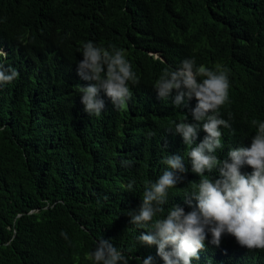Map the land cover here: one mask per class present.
Instances as JSON below:
<instances>
[{
    "label": "trees",
    "instance_id": "1",
    "mask_svg": "<svg viewBox=\"0 0 264 264\" xmlns=\"http://www.w3.org/2000/svg\"><path fill=\"white\" fill-rule=\"evenodd\" d=\"M88 41L125 50L139 82L129 83L122 109L101 90L104 112L84 110L76 86L94 82L81 79L77 65ZM3 46L0 63L19 75L0 85V264H94L87 253L100 238L129 264L149 255L164 264L155 245L138 243L146 229L132 225L129 212L142 204L145 182L166 169L167 155L184 157L188 171L169 190L165 215L173 205L191 211L201 179L191 171V146L174 132L184 115L193 122L197 101L177 108L175 90L160 99L155 83L165 69L194 58L229 70L219 116L231 128H221L219 159L250 147L251 121H264V0H0ZM206 135L201 129L193 147ZM205 175L220 178L218 169ZM210 240L192 264H264V249L228 234L219 247Z\"/></svg>",
    "mask_w": 264,
    "mask_h": 264
},
{
    "label": "clouds",
    "instance_id": "2",
    "mask_svg": "<svg viewBox=\"0 0 264 264\" xmlns=\"http://www.w3.org/2000/svg\"><path fill=\"white\" fill-rule=\"evenodd\" d=\"M7 50L5 46L0 48V56L6 57ZM152 54L159 57L158 53ZM82 56L77 65L78 75L94 82L86 87L76 86L84 110L89 116H100L104 112L105 102L99 97L101 90L114 108L122 109L132 97L129 83L139 82L125 50L114 45L100 47L88 41L83 44ZM228 73L227 68L209 69L197 66L194 58H186L179 68L165 69L155 83L162 100L176 91L173 103L177 108L186 107V102L192 98L197 101L191 109L193 122H187L184 115L174 132L182 136L185 145L191 146L187 152L191 171L201 177L196 193L191 195L197 205L189 212L180 205H173L165 215L169 190L175 188L188 171L184 157L167 155L163 161L166 169L154 182H145L142 204L138 210L129 212L130 223L138 229H146L137 236L138 243L155 245L164 264H192L199 259L198 253L205 248L209 234V243L217 247L222 236L228 234L242 247L264 249V121H251L256 132L250 147L230 149L223 160L216 154L223 147L221 128H231L228 121L219 116V109L229 100ZM18 75L15 68L0 63V85L11 84ZM201 129L207 135L193 147ZM131 163L121 161L124 167H130ZM244 165L253 169L251 174H242ZM217 169L219 179L205 175ZM133 183H129V189ZM61 236L68 239L66 232L62 231ZM87 258L94 264H129V257L103 238L95 242ZM137 259L141 264H155L151 255Z\"/></svg>",
    "mask_w": 264,
    "mask_h": 264
}]
</instances>
